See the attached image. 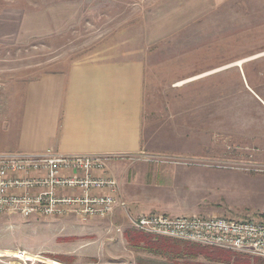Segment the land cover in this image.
Segmentation results:
<instances>
[{
    "label": "rangeland",
    "instance_id": "rangeland-1",
    "mask_svg": "<svg viewBox=\"0 0 264 264\" xmlns=\"http://www.w3.org/2000/svg\"><path fill=\"white\" fill-rule=\"evenodd\" d=\"M56 4L74 11L56 15ZM3 10L26 13L30 28L21 36L20 24L16 43L0 46L2 120H17L24 85L42 74L139 59L142 153L122 161L120 188L128 215L264 221V0H0ZM126 230L134 231L121 213L3 215L0 264L188 263L128 245Z\"/></svg>",
    "mask_w": 264,
    "mask_h": 264
},
{
    "label": "crops",
    "instance_id": "crops-1",
    "mask_svg": "<svg viewBox=\"0 0 264 264\" xmlns=\"http://www.w3.org/2000/svg\"><path fill=\"white\" fill-rule=\"evenodd\" d=\"M54 9L56 15L72 10L64 4ZM39 14L43 16V10ZM28 17L16 10L0 11V46L16 43L20 24L21 36L29 32ZM143 91L139 59H92L74 63L64 73L42 74L24 85L17 120L13 113L0 118V154L52 150L58 155H139ZM124 170L125 163L112 161L102 176L113 178L121 188L127 181ZM120 195L125 201L121 189ZM115 213L126 216L119 207Z\"/></svg>",
    "mask_w": 264,
    "mask_h": 264
},
{
    "label": "built area",
    "instance_id": "built-area-1",
    "mask_svg": "<svg viewBox=\"0 0 264 264\" xmlns=\"http://www.w3.org/2000/svg\"><path fill=\"white\" fill-rule=\"evenodd\" d=\"M132 156L0 154V217L17 215L87 221L125 212L129 229L154 237L217 248L264 259V221L225 215L141 214L129 216L118 183L105 174L112 161ZM155 161L154 157H143ZM190 162H184L189 164Z\"/></svg>",
    "mask_w": 264,
    "mask_h": 264
},
{
    "label": "trees",
    "instance_id": "trees-1",
    "mask_svg": "<svg viewBox=\"0 0 264 264\" xmlns=\"http://www.w3.org/2000/svg\"><path fill=\"white\" fill-rule=\"evenodd\" d=\"M124 238L128 245L135 248H144L158 255H170L177 259H188L187 264H264V259L251 257L231 251L217 248L204 247L188 244L168 238L154 237L136 231H125ZM202 258L205 263H194L192 261ZM57 263L70 264L68 257H54Z\"/></svg>",
    "mask_w": 264,
    "mask_h": 264
},
{
    "label": "bare ground",
    "instance_id": "bare-ground-1",
    "mask_svg": "<svg viewBox=\"0 0 264 264\" xmlns=\"http://www.w3.org/2000/svg\"><path fill=\"white\" fill-rule=\"evenodd\" d=\"M240 63H242L241 61L237 62L235 65L240 66Z\"/></svg>",
    "mask_w": 264,
    "mask_h": 264
}]
</instances>
